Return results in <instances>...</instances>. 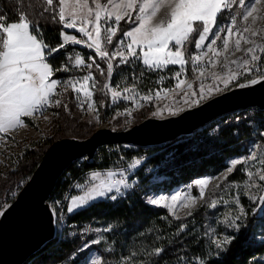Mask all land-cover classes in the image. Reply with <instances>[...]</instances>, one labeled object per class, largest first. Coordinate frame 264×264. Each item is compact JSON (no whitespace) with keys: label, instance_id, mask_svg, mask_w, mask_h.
<instances>
[{"label":"trees","instance_id":"trees-1","mask_svg":"<svg viewBox=\"0 0 264 264\" xmlns=\"http://www.w3.org/2000/svg\"><path fill=\"white\" fill-rule=\"evenodd\" d=\"M53 6L58 12L59 0H54ZM53 6L47 5V0H0V16L6 17L5 20H0V23L6 25L10 22H19V15L23 13L31 24L37 26L34 34L38 32L49 46H56L62 42L63 36L60 34L62 32L68 35L75 34L80 38L78 32L64 30L57 22L58 17L53 19L56 13L48 10ZM231 16H236L237 20L241 17V10L236 5L224 9L218 15V23ZM129 26L130 24L122 20L119 27L126 30ZM119 35L120 32L117 33V36ZM108 48L109 51L112 50L111 45ZM188 48L193 54L196 52L193 44H189ZM73 50L80 52L86 58V62H90L87 61V57H94L101 68L105 69V75H101L95 68L91 69L95 78L92 102L99 113V120L93 118L85 105L81 109L71 90L62 96H55L61 99L62 103H66L68 109L51 106V118L45 139L19 156L14 166L0 172L2 208H6L13 201L52 143L64 138L85 140L98 129V123H104L112 116V99L107 89L102 91L105 84H109L110 87L119 86L121 90L124 86L131 87L135 83L141 95L151 94L152 90L156 91L158 88V79H163L166 72L172 70L170 68L151 72L139 66L132 68V65H119L113 77L109 79L106 76V62L95 57L94 50L79 45H71L60 50L54 54L50 63L53 67H61L67 56L73 54ZM88 71L71 68L69 72H56L52 78L64 80L84 76ZM187 76L193 78L189 71ZM172 87L173 81L169 80L166 88ZM149 111L148 107H143L136 112L132 116L130 126L146 119ZM217 120L222 121V125L214 130V123ZM123 122V117L116 118L112 126L115 130L127 129ZM262 125L264 112L246 109L219 117L192 135L173 142L149 148L102 147L96 151L92 162L88 163L81 159L82 161L72 163L56 181L48 200L49 203L63 202L66 226L58 228L56 237L23 264H71V261L76 259L73 253L85 241L95 239L101 242L92 244L88 255L96 252L103 264H126V257L129 258L127 264H178L177 257L179 264H200L201 258L204 264H255L257 261H264V212L258 213L253 206L255 203L247 197H241V204L248 210V217L240 222L241 232L230 250L220 255H217L212 240L215 235L231 231L222 221L220 222L221 213L224 211L221 206L215 209L207 207L206 202L210 203L208 199L192 211L191 215L173 218L167 210L150 206L146 201L149 191L168 193L199 178L218 175L228 168L226 163L228 159L246 154L250 141L264 143L260 135L264 133ZM135 159H142L141 165L131 171V174L128 170L127 174L129 183L130 179H135L138 185L128 191L125 198L113 201L105 197L73 213L66 212L68 204L66 197L71 178L85 176L87 181L91 173L128 166ZM240 169L241 166H237L227 176V180L218 187L213 197L225 195L222 193L232 194L228 189L244 180ZM151 170L154 172L147 175L146 172ZM153 176L160 178L161 181L157 184L150 183ZM181 225L186 226L183 232L179 231ZM155 247L164 248L163 255L150 256L149 253ZM83 263L84 260H81L80 264Z\"/></svg>","mask_w":264,"mask_h":264},{"label":"snow or ice","instance_id":"snow-or-ice-1","mask_svg":"<svg viewBox=\"0 0 264 264\" xmlns=\"http://www.w3.org/2000/svg\"><path fill=\"white\" fill-rule=\"evenodd\" d=\"M67 3L68 0H59L60 6L58 12H56L53 6L54 0H47V5L53 6L48 10L56 13L53 19L58 17L57 22L62 25L63 29L76 30L80 34V38L75 34L68 35L62 32L60 34L63 36V40L56 46H49L45 43L38 32L34 34L37 26L31 24L23 13L19 15V22H10L6 25L0 23V29H2V34H0L2 35V39H0V133L7 134L12 130L26 127L23 118L33 117L34 113L45 105L62 106L67 110L68 105L62 103V100L55 98V96H62L69 90L76 94L75 99L81 109L87 103V110L94 113L96 119L99 120V113L95 108V104L90 102L94 93L90 90L89 82L95 83L91 69L95 68L101 75H105V69L101 68L94 57H87V61L90 62H86V58L75 50H73L72 55L67 56L66 62L61 67H53L50 63L54 54L71 45H83L87 49L94 50V56L106 62V76L109 79L113 77L116 67L119 65L131 66L140 62L148 70L179 65L181 71L174 74V77L178 79V83L175 84L176 89H181L185 84V80L179 79L185 65L191 64L195 69L205 57H209V64H214V58L220 55L217 42L222 41L223 50L228 51V38L233 36L234 33H239V36L235 39L232 51L233 53L240 51L244 55L239 61L232 60L230 62L237 65L235 70L230 69L222 77H218L216 73H213L212 78L221 81L224 88H228L240 76L252 73L254 70L259 71V66L264 63L261 55L264 54V46H256L255 40L252 39L257 37L259 33L249 27H243L241 32L240 28L237 27L236 16L231 18V24L227 27L218 23V15L224 9H230L233 4H237L239 9H244L242 14L244 21H248L249 17H252L254 22L256 17L253 16V13L257 11L256 6L264 3V0H248L247 4L246 0H107V3L103 5L97 0H93L95 9L89 7L88 0H75V7L66 14L65 5ZM162 5H165L167 10L158 16ZM85 9L86 11H84ZM78 12L82 13L79 17L77 16ZM133 13H135V16H133ZM5 19L6 17L0 16V20ZM122 20L130 24L128 30L120 29L119 26ZM214 28L216 31H213ZM118 32H120L119 36H117ZM225 32L227 36H222L221 33ZM243 33H250V36H244ZM242 40L245 45L249 46L242 48ZM189 44H193L194 49L199 51L195 54L190 52ZM110 45L112 46L111 51L108 48ZM70 65L71 68L87 69L89 70L88 74L81 78L70 77L64 80L52 78L56 72H69L71 70ZM200 76H204L203 71L200 72ZM261 81H264V71H259L258 78H251L247 83H240L238 87L244 88ZM58 87L62 88V92L58 93L56 91ZM200 87L202 90L200 99H203L204 84L201 83ZM187 88L191 89L192 84L188 83ZM104 89L110 91L114 103L121 99L132 102L137 100L138 93L136 92L135 83L131 87L124 86L122 90L119 89V86L110 87L109 84H105L102 91ZM213 90H220L218 84L215 89L210 87L208 91L212 92ZM161 91L165 90L158 89L155 95L159 97ZM167 91H171V89ZM81 93L83 99H81ZM184 94L187 96V92ZM193 95H196V93L193 92ZM139 98L143 101H149L152 96L146 94ZM198 102L199 100L193 101V103ZM125 114L131 115V111L125 109ZM156 114L153 113V115ZM118 115L120 113H117ZM44 119L47 120L48 117L44 116ZM260 135L261 139L264 140V133ZM256 160H258V157L255 153H249L243 159L232 160V166L227 168L224 179L227 180V174H231L237 165L242 166L249 163V161ZM135 163L139 164L140 161L137 160ZM259 163L261 167L256 168L255 171H253L254 165L252 164L244 169L247 177L244 185L245 188L249 189L245 194L248 195L250 200L259 203V211L264 212V159H259ZM113 175L114 173L109 172L107 177L110 178ZM99 177L100 173H93L92 180L95 181ZM210 179L195 181L196 185L199 186L200 198L204 197L205 188L210 183ZM119 185L127 187L123 180L99 179L98 183L84 190L82 195L71 196L66 210L68 213H73L78 209H83L88 202L105 196L115 201L117 195L109 194L113 191L120 194L121 188ZM77 187L81 186L77 185ZM252 189L261 194L257 196L255 192L251 191ZM182 195L184 194L179 192L172 195L170 198L172 203L178 202ZM167 199V197H160L159 199H151L149 203L159 205L162 200ZM189 199L191 206H194L196 198L189 197ZM222 202L232 205L222 221L226 228L231 229V231H225L222 235L214 236L212 244L217 250V255L226 254L230 250L232 244L237 240V235L241 232L240 222L248 217V210L241 204L239 195L234 196L231 201L224 200ZM165 206L171 210L169 205ZM189 206V204H185V207ZM206 206L215 209L217 201L206 202ZM6 211V208L0 206V216L5 215ZM188 215H191V212ZM185 227V225H181L179 231L183 232ZM100 242L99 239L90 242L85 241L73 253L76 259L72 260L71 264H80L81 260H84L87 264V256L91 251V245ZM164 252V248L155 247L149 255L160 257ZM125 259L127 264L129 258L126 257ZM177 260L179 264L178 257ZM90 264H103V261L97 257L92 259ZM200 264H204L202 258ZM255 264H264V261H257Z\"/></svg>","mask_w":264,"mask_h":264},{"label":"rangeland","instance_id":"rangeland-1","mask_svg":"<svg viewBox=\"0 0 264 264\" xmlns=\"http://www.w3.org/2000/svg\"><path fill=\"white\" fill-rule=\"evenodd\" d=\"M97 2H99L103 5V4L107 3V0H97ZM247 3H248V0H246V4ZM88 4H89V7H92L93 9H95V4L93 3V0H88ZM233 5H236L238 7L237 4H233ZM74 7H75V0H68L67 5H65L66 14H67V12L72 11ZM109 7H111V6H109ZM256 7H257V11L253 13V16L256 17L254 22H253L252 17H249L248 21H244L242 18V14L244 12V9H240L241 10V17L239 20H237V27L240 28L241 32L243 30V27H249L253 31H256L257 33H259V35L257 37H253L252 39L255 40L256 46L262 47V46H264V39H262V37H264V3L257 5ZM166 10H167L166 6L162 5L160 8V11L158 12V16L162 15ZM84 11H86V9ZM80 15H82V13L78 12L77 16L79 17ZM133 16H135V13H133ZM232 17L233 16L229 17L227 20H222L219 24H221V26H225V27L229 26L231 24V18ZM125 18H127V17H125ZM113 19H114V17H113ZM78 26H79V22H78ZM129 28H130V26H129ZM128 29H126V30H128ZM66 31L77 32L74 29H68ZM213 31H216V29L214 28ZM0 34H2V29H0ZM221 35L227 36V33L226 32L221 33ZM243 35L244 36H250V33H243ZM238 36H239V33H234L233 36L228 38L229 39V50L228 51L223 50L222 41L217 42V46L219 47V50H220V55H219V57L214 58V60H215L214 64H209L208 63L209 57H205L196 66L195 69H194L193 65H191V64L185 65L184 69L182 71V74L179 77V79L185 80V84L181 87V89L175 88V84L178 83V79L174 77L175 72L181 71V68L179 65H169L167 67L158 69L160 71H165V70H169L170 68H172L171 71L166 72L163 79L159 78L157 81L158 82L157 90L158 89H164L165 91H161L160 96L157 97L155 95V92L157 90L156 91L152 90V93H151L152 99L149 101H143L139 98L142 95L139 93V90L137 91V89H136V92L138 93L136 102L125 101L123 99H121L115 103L112 101L113 114L104 123H98L99 124L98 129L105 128V129H110L113 131H121V130H115V128L112 126L113 120H115L116 118H119V117L124 118L123 126L128 127L127 129H129L130 127H132V126H130L132 116L136 112L141 110L143 107H148L150 109L148 117L146 119H148V118L166 119L169 117H174V116H177L178 114H180L181 112H183L184 110L190 109L193 107H197L200 104H202L203 102H205L206 100H209L210 98H212L214 96H217L221 93H224L225 91H229V90L234 89V88H241V87H238V85L240 83H247L248 80L251 78H258L259 77V71H264V63H262L259 66V71L254 70L252 73H246L245 75L240 76L237 80L233 81L228 86V88H224V85L221 81L214 80L212 78L213 73H216L218 77H222L230 69L235 70L237 68V65H233L230 62L232 60H238L239 61V59L241 57H243V55H244L243 52L237 51V52L233 53V51H232V49L234 47L235 39H237ZM0 39H2V35H0ZM79 46L85 47L83 45H79ZM248 46L249 45L244 44L243 40L241 41V47L242 48H246ZM195 51L197 52L199 50H195ZM261 55H262V60H264V54H261ZM209 56H211V54H209ZM132 66H133L132 68L139 66V67L145 68V70L151 71V72H155L157 70V69L148 70L140 62H138L137 64L132 65ZM187 71H189V73H191L193 75V78H190L187 76ZM201 71L204 72L203 77L200 76ZM171 73H173V74L169 75ZM81 77H83V76H78L76 78H81ZM169 80L173 81V87L170 88L171 91H167L169 89L166 88V85L169 84ZM188 83L192 84L191 89L187 88ZM201 83L204 84V88H203L204 97H203V99H200V93L202 91L201 87H200ZM217 84H218V87L220 90H213L212 92L208 91L210 87L215 89V86ZM89 87H90V90L92 91V88H93V82L92 81L89 82ZM56 91L58 93L62 92V88L58 87ZM108 92H109V95L111 97L110 91H108ZM185 92H187V96H185V94H184ZM193 92H195L196 95H193ZM75 95L76 94L74 93V96ZM80 95H81V99H83V94L81 93ZM194 100H199V102L193 103ZM185 101H187V102H185ZM90 102H92V101H90ZM84 105L86 106V109H87V103H85ZM50 107L51 106H49V105H45L40 109V112L38 114L34 113L33 117L23 118L25 120L26 127L12 130L10 133H7V134L0 133V172L4 171L7 168L14 166L15 161L19 156L23 155V153L26 152V150L30 149L31 147L35 146L37 143L42 142L45 139V134H46V131L48 128V123H49L50 118H51ZM125 109H128L129 111H131V115L125 114ZM117 113H120V115L117 116ZM153 113H157V114L153 115ZM173 113H175V114H173ZM91 114H92L93 118L97 121L94 113H91ZM44 116H47L48 119L45 120ZM221 123H222V121H220V120L215 121L214 130L219 128L222 125ZM122 130H126V129H122ZM124 147L125 148H134V147H130V146H124ZM246 150H247L246 154H244L242 156L232 157V158L228 159L226 162L227 166L231 167L232 166L231 165L232 160L243 159L249 153H255L256 156L258 157V160L249 161V163H246V164L241 166L240 172L244 175V180L241 183L235 184L233 187L228 189L229 192L232 193L231 195H227V193H222L225 195H222L221 197H216V198L213 197V194H215L216 190L218 189L217 186H220L225 181L224 175L226 174V170H227V169H225L224 171H222L218 175L205 176V177L199 178V179L211 178L210 183L205 188V195L203 198H200L199 186L196 185V183H195L196 180H194L187 185L178 186V187L172 189L168 193H165V192L156 193L153 191H149V193L146 197L147 203L150 206L163 208V209L167 210V212L173 218H183V217L187 216L189 212L194 211L199 206L204 204L208 199H210V202L212 200H216L217 201V207L221 206V208L224 209L223 214L221 213L222 219L220 220V222L223 221L225 214L229 212L232 205L231 204H225L222 201H224V200L231 201L232 198L236 195H239L240 202H241V197L244 196V197L248 198V195L245 194L247 191H249V189L245 188V185H244V181L247 179L245 172H244V169H247L249 167V164H252V165H254L253 171H255L256 168L261 167V165L259 163V159H264V143L258 144L257 142L250 141ZM137 160L140 161L139 164L135 163ZM141 163H142V159H135L132 162H130L128 164V166L117 167V168H114V169H111V170H108L105 172H96V173H100L99 179H104L109 172H114L116 170H123L125 172V170H129L131 168L129 170V174H131V171L136 170L141 165ZM237 166H240V165H237ZM91 174L88 175V180L86 183L85 190L92 187L94 184L99 182V179H97L95 181L92 180V176H90ZM228 175L229 174H227V176ZM160 181H161L160 178L153 176L150 178L149 182L152 184H157ZM134 182H136L135 179L134 180L130 179V186H132ZM251 191L255 192V194L257 196L261 194L260 192L256 191L255 189H252ZM178 192L182 193L184 195H182L181 199L178 202L173 204L170 198L172 195H175ZM82 194H83V191L82 192H75L71 196L82 195ZM71 196L68 199V204L70 203ZM160 197H167L168 199L162 200L159 205H153V204L149 203V201L151 199H159ZM189 197H195L196 198L194 206H191V201H190ZM103 198L104 197H100L94 201H97V200H100ZM250 201L255 203V210L258 213H260L261 212V211H259L260 204L256 203L254 200H250ZM91 202H93V201H91ZM91 202H88V204ZM186 203L189 204L190 206L185 207ZM165 205H169L171 207V210L169 207H166ZM50 208H51V206H50ZM51 210H52L54 217H55L54 210L52 208H51ZM66 212H67V210H66ZM56 225H57V222H56ZM58 227H59V225H57V231H58ZM260 239H262V238H260ZM97 257H99V256L96 252H91L87 257V264H90L91 260L95 259ZM83 264H85V261Z\"/></svg>","mask_w":264,"mask_h":264},{"label":"water","instance_id":"water-1","mask_svg":"<svg viewBox=\"0 0 264 264\" xmlns=\"http://www.w3.org/2000/svg\"><path fill=\"white\" fill-rule=\"evenodd\" d=\"M264 112V81L234 88L166 119L148 118L129 129H97L85 140L64 138L52 143L25 184L0 216V264H23L57 234L49 196L56 181L74 162L90 163L102 147L149 148L192 135L213 120L234 112Z\"/></svg>","mask_w":264,"mask_h":264},{"label":"built area","instance_id":"built-area-1","mask_svg":"<svg viewBox=\"0 0 264 264\" xmlns=\"http://www.w3.org/2000/svg\"><path fill=\"white\" fill-rule=\"evenodd\" d=\"M39 112H40V109L36 113L38 114ZM79 161H82V160H79ZM127 171L128 170H125V172L123 170H116V171L112 172V173H114L113 176H111L110 178H108L106 176L104 178V179H110L111 181H121V180H123L125 182V184L127 185V187L125 185H119L120 188H121V193L120 194H117V193H115V191H113V193H111L109 195H117V199H123V198L126 197L128 191L133 190L138 185L135 182L132 186H130L129 177H128ZM153 172H154V170H151V171H147L146 173H147V175H149V174L151 175V173H153ZM86 183H87V181H86V177L85 176L82 177V178H77V179H72L71 178L66 200H68L69 197L72 194H74L75 192L84 191L85 188H86ZM77 185H80L81 187H77ZM105 197L107 199H109L108 196H105ZM49 204H50L51 208L55 212V221L57 222V225H59L58 228L60 229L62 227H65L66 226V222H65V219L63 218V207H64L63 202L62 201H58V202L49 203Z\"/></svg>","mask_w":264,"mask_h":264},{"label":"crops","instance_id":"crops-1","mask_svg":"<svg viewBox=\"0 0 264 264\" xmlns=\"http://www.w3.org/2000/svg\"><path fill=\"white\" fill-rule=\"evenodd\" d=\"M90 176H93V173H92ZM90 176H89V177H90ZM90 178H91V177H90ZM90 181H91V180H90ZM87 205H88V204H86L85 206H87ZM67 206H68V205H67ZM78 210H79V209H78ZM76 211H77V210H76Z\"/></svg>","mask_w":264,"mask_h":264}]
</instances>
